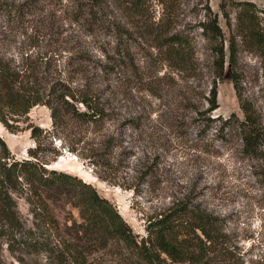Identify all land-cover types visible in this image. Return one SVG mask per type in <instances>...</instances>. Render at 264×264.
<instances>
[{"label":"rangeland","instance_id":"1","mask_svg":"<svg viewBox=\"0 0 264 264\" xmlns=\"http://www.w3.org/2000/svg\"><path fill=\"white\" fill-rule=\"evenodd\" d=\"M4 1L21 9L10 18L0 10V57L18 63L27 55L47 54L60 78L75 91L99 88L95 94L105 108L98 122L66 119L53 124L49 108L35 105L27 114L15 116L16 121L9 119L12 128L0 122V137L10 154L91 183L137 234L144 233L147 217L188 197L222 219L242 254V264H264V185L256 175L259 163L242 152L233 131L224 132V137L218 131L219 118L232 113L242 118L240 99L254 105L264 125V53L237 38L238 88L226 63L224 77L217 81L218 107L204 114L214 78L210 45L199 28L205 0H180L164 16L158 0H145L135 13L117 7V0H105L101 18L92 23L76 20L88 0ZM222 1L234 33L237 7L231 2L244 0H208L218 14L227 48L229 30L219 6ZM248 1L264 11V0ZM171 16L169 32L180 33L191 43L192 56L181 67L157 41ZM260 16L264 28V14ZM131 22L136 30L131 45L136 70L128 67L100 81L96 76L100 71L93 67H100L103 51L117 42L115 26L129 28ZM79 49L89 60L84 68L73 60ZM74 104L84 109L81 103ZM206 116L216 119L208 127H204ZM30 126L41 132L33 136ZM7 193L17 220L15 229L0 223V264H57L56 255L67 256L65 244L73 238L86 252L84 264H122L112 247L88 249L80 238L82 219L74 194L61 190L45 194L56 229L35 214V198L22 180L8 187ZM31 236L53 250L29 249Z\"/></svg>","mask_w":264,"mask_h":264},{"label":"trees","instance_id":"2","mask_svg":"<svg viewBox=\"0 0 264 264\" xmlns=\"http://www.w3.org/2000/svg\"><path fill=\"white\" fill-rule=\"evenodd\" d=\"M145 0H117L116 5L124 10L138 12ZM164 12H170L180 0H158ZM204 19L199 22L202 35L209 42L213 66V83L207 101L210 113L218 107L217 81L224 77L225 64L232 70V80L237 89L235 76L237 58V38L249 49L264 53V28L261 13L252 1H232L237 7L235 32L232 33L231 18L226 10L225 2L220 3V10L229 30L228 47L224 46V32L218 23V14L213 12L205 0ZM105 0H88L79 12L77 21L97 22L106 7ZM117 5V7H118ZM14 7V8H12ZM21 6H13L0 0V10L7 18L18 16ZM163 17H161V20ZM173 17L166 19L164 33L159 34V47L165 46V54L176 65H188L192 56L191 43L180 33H170ZM100 22V21H99ZM129 28L117 24V42L110 50L103 51V62L96 74L102 81L108 74H121L130 67L136 70L132 41L136 30L134 22ZM134 31V32H133ZM124 36V37H123ZM162 41V42H161ZM74 63L85 67L89 61L83 49L74 52ZM180 66V67H181ZM80 68L79 71L85 72ZM99 88L74 90L69 81L61 79L52 59L47 54H39L36 58L24 56L16 63L12 59L0 57V122L12 128L9 119L25 115L35 105H45L50 110L53 124L62 123L66 119L89 124L98 122L105 115L104 105L95 94ZM240 98V93L237 92ZM74 102L81 103L84 109ZM239 106L242 118L232 113L227 118H219L218 131H233L240 139L242 152L258 161L256 175L264 185V125L254 105L240 99ZM216 119L206 116L204 127L213 124ZM34 136L41 128L30 126ZM102 177V176H101ZM22 180L35 198V214L53 228L58 229L54 214L46 203L45 194L49 191H62L74 194L75 206L78 208L82 223L79 231L88 249L104 246L115 249L122 264H242V254L231 235L224 227L220 217L200 205L192 203L188 197L172 202L171 205L155 212L144 221L143 234H137L117 211L113 203L98 194L96 188L68 172L47 170L42 163L32 159L13 157L0 137V223L7 228L15 229V204L7 193L8 187H15ZM71 241V242H70ZM29 249L48 252L53 250L48 244L31 236ZM78 242L68 240L65 244L67 256L56 255L57 264H84L85 251Z\"/></svg>","mask_w":264,"mask_h":264}]
</instances>
